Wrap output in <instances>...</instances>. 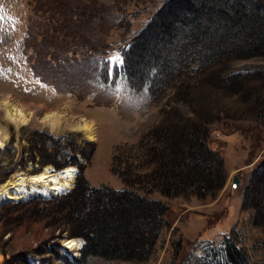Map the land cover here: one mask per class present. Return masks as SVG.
Segmentation results:
<instances>
[{"label": "rangeland", "instance_id": "374dc122", "mask_svg": "<svg viewBox=\"0 0 264 264\" xmlns=\"http://www.w3.org/2000/svg\"><path fill=\"white\" fill-rule=\"evenodd\" d=\"M165 2L0 0V16L3 17L0 19V92H8L26 103L47 108L69 101L74 112L97 122L95 141L86 139L82 132H66L76 140V144L68 140L64 143L59 137L38 130L35 126L22 129L19 133L10 124V134L12 131L11 135L17 137L18 144L21 142L24 145L23 139L26 144H33L27 149L28 158L31 157L35 139L41 138L40 133H47L52 138H45V142L41 140L39 143L47 152L55 151V156L49 161L51 163L47 164H62L71 157V161L85 166L83 176L90 186L124 187L116 167L124 168L130 157L134 163L138 162V148L132 146L138 144L143 132L159 121L165 109L178 106L188 112L186 104L176 96L174 86L161 88L158 82L153 85L151 79L133 80L123 72L122 66L111 78L107 73L109 58L113 54L122 57L123 46L129 45ZM55 10L59 18L52 24L59 26L56 32L59 48L64 46V51L59 55L67 56L73 63L66 67L67 72L74 73L79 69L77 66L82 61L78 62L77 58L81 56L82 50H88L92 56L98 57V66L102 69L95 83L74 82L72 90H58L55 85L35 76L30 67L24 44L30 15L33 16V41L36 45L44 37L47 15ZM187 10L185 6L181 14L168 16L167 20L171 24L167 27L178 28L181 23L179 18L189 20L193 17L194 14ZM163 28V25L159 27L161 32ZM155 43L150 40L144 52L138 51L140 60L144 62L150 58V51L156 48ZM48 48L55 50L56 46L49 45ZM32 49L29 47L30 52ZM33 54L36 53L33 52L31 56ZM86 65L91 66L92 63L87 62ZM258 69H264V54L235 58L230 70ZM257 76L255 74L252 78ZM256 79L258 82L252 87L247 99L242 100L240 96L231 99L234 100V116L211 124L215 134V142L213 140L211 146L221 149L224 156L227 173L224 187L212 196L205 197L191 194L168 198L158 191L149 194L169 205L150 256L143 260H125L88 255L85 264H204L220 259L227 236L246 249L251 264H264V226L258 223L256 210L244 205L252 170L264 157V77ZM15 156L12 152L3 155L0 181L9 176L7 167L14 162ZM13 174L6 181H1L0 185L6 183ZM234 175L239 178L235 187L232 185ZM16 200L19 199L13 201ZM262 202L264 204V199ZM13 204L6 203L0 210V252L3 256L0 264H68L69 260L76 257H72L71 251H67L62 244L67 238H72L69 237L70 224L60 221L59 226L52 229L43 222L24 220L20 224L15 223L8 218L14 214ZM38 205L37 210L42 213L60 209V205L54 202H41Z\"/></svg>", "mask_w": 264, "mask_h": 264}, {"label": "trees", "instance_id": "16d2710c", "mask_svg": "<svg viewBox=\"0 0 264 264\" xmlns=\"http://www.w3.org/2000/svg\"><path fill=\"white\" fill-rule=\"evenodd\" d=\"M185 6L193 17L179 18L178 28L167 27L171 24L168 16L181 14ZM56 12L47 15L44 37L36 45L30 15L24 41L30 67L35 76L58 90H72L74 82L95 83L102 69L98 57L88 50H82L77 58L82 61L77 66L78 73L67 72L66 67L73 63L67 56L59 55L64 46L59 48L56 33L59 26L52 24L59 18ZM162 25L165 28L161 32ZM150 40L156 41V48L143 62L140 53L137 54L140 50L144 52ZM49 45H55L56 49L50 50ZM29 47L33 48L31 52ZM33 52L36 54L31 56ZM121 52L122 69L129 78L151 79L153 85L158 82L161 88L174 86L176 96L186 104L188 112L178 106L165 109L159 121L143 132L138 144L132 146L138 148V162L134 163L130 157L124 168L116 167L123 188L90 186L83 176L85 166L80 164L76 186L67 195L11 205L15 211L8 218L15 223L43 222L53 229L61 221L70 224V236L85 239L81 255L68 264H85L88 255L146 259L154 250L169 211L165 201L149 194L158 191L168 198L191 194L205 197L224 187L227 180L224 156L221 149L211 146L215 142L211 124L232 118L235 108L231 99L239 96L247 99L258 82L256 78L264 77V69L230 70L235 58L264 54V0H166L157 15ZM87 62L92 65H86ZM255 74L256 80L251 81ZM39 137L33 147L49 162L55 151L47 152L39 143L52 135L40 133ZM249 183L244 205L256 210V219L264 226V157L252 170ZM41 202L57 203L60 209L42 213L37 210ZM204 264H251V261L246 249L227 236L220 259Z\"/></svg>", "mask_w": 264, "mask_h": 264}, {"label": "bare ground", "instance_id": "6f19581e", "mask_svg": "<svg viewBox=\"0 0 264 264\" xmlns=\"http://www.w3.org/2000/svg\"><path fill=\"white\" fill-rule=\"evenodd\" d=\"M10 124L20 133L22 129L36 127L56 134L63 133L65 130L82 132V135L88 140L97 139V122L73 111L69 101H63L59 106L47 108L44 106L26 103L13 94L0 92V144L10 137ZM2 148V147H0ZM71 164H79L76 161ZM54 165L46 164L35 173H29L24 170L16 171L6 183L0 185V209L4 202H18L33 198H53L66 195V193L76 183V175L79 172L76 166H65L56 170ZM73 170L70 175L65 173ZM42 177L43 179H36ZM6 181V180H5ZM53 183L52 186H48ZM1 183V182H0ZM30 185L32 187L41 185V189H32L24 191V188ZM48 186V187H47ZM66 192V193H59ZM19 196H18V195ZM23 196V197H22ZM14 199H19L13 201ZM63 241V245L73 254L81 251L83 238L69 236ZM82 239V240H81ZM70 242H75L74 246L69 247ZM3 256L0 252V262Z\"/></svg>", "mask_w": 264, "mask_h": 264}, {"label": "built area", "instance_id": "2783aa9c", "mask_svg": "<svg viewBox=\"0 0 264 264\" xmlns=\"http://www.w3.org/2000/svg\"><path fill=\"white\" fill-rule=\"evenodd\" d=\"M33 130H35V129H33ZM38 130L47 131V132L53 133L55 135V133L53 131H48V130H44V129H38ZM11 134H12V131H11ZM11 134H10V137L8 139H4L5 140L4 147L0 148V162L2 160L3 155H5L8 152H12L13 154L16 155L14 158V162L9 164V167H7V169L10 171L9 176H11L18 169L26 170L29 167H31V169L26 170L29 173H35V172L39 171L40 169H42V167L46 164L42 162L41 155L37 151L36 148H32L31 157L30 158L27 157V155H29V151H27V149L30 146H32L33 144H26L25 139H23L24 142H22V143H24V145H21V142H19V144H20L19 145L18 142H16L17 137L15 138V136H12ZM68 134L69 133L63 132L61 134H58V136L61 137L62 140H64V143L66 142V140H68V142L76 144V140L70 138ZM69 165H74L77 167V169L79 168V164H71V157L66 162L62 163L60 166L55 165L54 167L56 168V170H59V169L64 168L65 166H69ZM56 170H54V171H56ZM75 175H76V181H77L78 176H79V172ZM52 185H53V183L50 182V184L48 186H52ZM74 186H75V184H74ZM74 186L66 194L71 192L72 189L74 188ZM41 187H42L41 185L35 186V187L27 185V187L24 188V191H30L32 189H41Z\"/></svg>", "mask_w": 264, "mask_h": 264}, {"label": "snow or ice", "instance_id": "6c2138e0", "mask_svg": "<svg viewBox=\"0 0 264 264\" xmlns=\"http://www.w3.org/2000/svg\"><path fill=\"white\" fill-rule=\"evenodd\" d=\"M0 19H3L2 16H0ZM124 63L123 58L119 55V54H113L108 61V67H107V73L109 78H111L112 76H114L116 74L117 69L122 66ZM120 85L117 84V88H119ZM0 147H3L2 144H0ZM73 170H68L67 173H65L66 175H70L72 173ZM36 179H43L42 177L40 178H36ZM75 242H70L69 243V247L74 246Z\"/></svg>", "mask_w": 264, "mask_h": 264}, {"label": "water", "instance_id": "95a60500", "mask_svg": "<svg viewBox=\"0 0 264 264\" xmlns=\"http://www.w3.org/2000/svg\"><path fill=\"white\" fill-rule=\"evenodd\" d=\"M239 182V178L237 175H234V178H233V182H232V185L233 187H235Z\"/></svg>", "mask_w": 264, "mask_h": 264}]
</instances>
